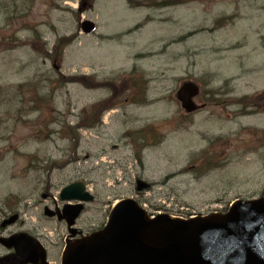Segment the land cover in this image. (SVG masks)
Listing matches in <instances>:
<instances>
[{
    "label": "rangeland",
    "instance_id": "1",
    "mask_svg": "<svg viewBox=\"0 0 264 264\" xmlns=\"http://www.w3.org/2000/svg\"><path fill=\"white\" fill-rule=\"evenodd\" d=\"M80 1L0 0V219L19 216L2 235L29 232L60 264L66 225L42 209L74 181L95 196L82 232L126 198L188 217L264 196V0Z\"/></svg>",
    "mask_w": 264,
    "mask_h": 264
},
{
    "label": "water",
    "instance_id": "2",
    "mask_svg": "<svg viewBox=\"0 0 264 264\" xmlns=\"http://www.w3.org/2000/svg\"><path fill=\"white\" fill-rule=\"evenodd\" d=\"M81 28L90 33L94 23L84 20ZM197 92L186 83L178 93L188 111L195 108L190 98ZM62 197L92 199L82 182L65 187ZM14 241L20 257L33 253L32 239L22 235ZM62 259V264H264V198L237 201L226 214L188 220L166 214L150 218L134 200L125 199L103 229L68 244Z\"/></svg>",
    "mask_w": 264,
    "mask_h": 264
},
{
    "label": "flooded vegetation",
    "instance_id": "3",
    "mask_svg": "<svg viewBox=\"0 0 264 264\" xmlns=\"http://www.w3.org/2000/svg\"><path fill=\"white\" fill-rule=\"evenodd\" d=\"M43 197L45 198L46 197V195L44 194L43 195ZM62 206H63V203H62ZM45 207H48L47 205H45L44 207H43V216H45L46 217V215H44V210H45ZM48 208H50V210H52L53 211V214L50 216V219H55V220H57V221H61V222H63V223H65L66 224V221L69 219L68 218V216L67 215H65V214H63V212L61 211V208L59 207V205H58V203L57 202H53L52 203V205H51V207H48ZM8 213H6L4 216H3V220L2 221H5V220H7L11 215H9ZM14 215V214H13ZM16 215V220L13 222V223H16L17 221H18V215L17 214H15ZM2 223V222H1ZM0 223V228H2V230H0V233L2 234L5 230H6V227L8 226V224L6 225H2ZM12 232H8L7 234H6V236L7 235H10ZM81 231H79V230H77V235H81ZM66 240H68V238H66ZM38 255L36 256V259H37V261H40V259H41V256H40V250H38Z\"/></svg>",
    "mask_w": 264,
    "mask_h": 264
},
{
    "label": "bare ground",
    "instance_id": "4",
    "mask_svg": "<svg viewBox=\"0 0 264 264\" xmlns=\"http://www.w3.org/2000/svg\"><path fill=\"white\" fill-rule=\"evenodd\" d=\"M139 6H142V8L148 9V5L147 4H145V5H139Z\"/></svg>",
    "mask_w": 264,
    "mask_h": 264
},
{
    "label": "trees",
    "instance_id": "5",
    "mask_svg": "<svg viewBox=\"0 0 264 264\" xmlns=\"http://www.w3.org/2000/svg\"><path fill=\"white\" fill-rule=\"evenodd\" d=\"M111 87H113V84H111Z\"/></svg>",
    "mask_w": 264,
    "mask_h": 264
}]
</instances>
